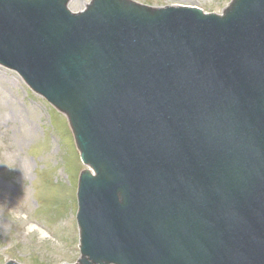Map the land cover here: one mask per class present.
I'll return each instance as SVG.
<instances>
[{"label": "water", "instance_id": "1", "mask_svg": "<svg viewBox=\"0 0 264 264\" xmlns=\"http://www.w3.org/2000/svg\"><path fill=\"white\" fill-rule=\"evenodd\" d=\"M0 0V62L66 111L82 264H264V0L196 19ZM12 264V263H10Z\"/></svg>", "mask_w": 264, "mask_h": 264}, {"label": "rangeland", "instance_id": "2", "mask_svg": "<svg viewBox=\"0 0 264 264\" xmlns=\"http://www.w3.org/2000/svg\"><path fill=\"white\" fill-rule=\"evenodd\" d=\"M68 1L78 12L91 0ZM134 1L222 13L232 0ZM87 167L67 117L0 66V264L78 261L77 190Z\"/></svg>", "mask_w": 264, "mask_h": 264}, {"label": "bare ground", "instance_id": "3", "mask_svg": "<svg viewBox=\"0 0 264 264\" xmlns=\"http://www.w3.org/2000/svg\"><path fill=\"white\" fill-rule=\"evenodd\" d=\"M70 2H71V1H70ZM77 7H78V8H80V7H81V5H77Z\"/></svg>", "mask_w": 264, "mask_h": 264}]
</instances>
